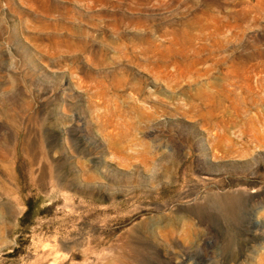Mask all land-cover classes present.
<instances>
[{"label": "rangeland", "instance_id": "374dc122", "mask_svg": "<svg viewBox=\"0 0 264 264\" xmlns=\"http://www.w3.org/2000/svg\"><path fill=\"white\" fill-rule=\"evenodd\" d=\"M0 264H264V0H0Z\"/></svg>", "mask_w": 264, "mask_h": 264}]
</instances>
